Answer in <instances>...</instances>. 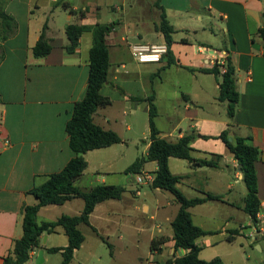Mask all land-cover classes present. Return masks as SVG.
<instances>
[{
    "label": "crops",
    "instance_id": "1",
    "mask_svg": "<svg viewBox=\"0 0 264 264\" xmlns=\"http://www.w3.org/2000/svg\"><path fill=\"white\" fill-rule=\"evenodd\" d=\"M155 1L140 19L134 18L138 20L133 23L126 17L117 21H102V6L96 0H50L45 7L38 0H7L3 5L1 11L14 19L16 28L6 40H2L0 25V54L3 55L0 61V264L12 252L15 241L23 236L25 207L39 203L30 191L44 184L51 174L60 172L75 156L69 145L66 125L75 103L86 93L93 36L91 31H85L78 48L69 53L66 50L68 39L65 29L70 24L87 27L97 23L113 25L106 38L110 60L108 80L100 90L101 95L109 98L111 103L94 114L97 125L120 136L114 127L118 120L123 121L130 132L134 128L135 117L137 119L138 113H144L150 139L149 98L153 96L152 102L157 110L155 126L161 138L175 142L183 136H192L196 158L211 159L214 154L222 156L219 167H194L187 160L169 159L170 171L181 177L178 187L187 198H203L206 194L220 197L189 208L194 224L215 232L200 238L198 247H218L219 238L227 242L230 237L235 240L244 230L254 242V248L264 252L260 242L264 237V38L261 35V30H264V0H159L174 28L173 43L167 46L174 64L168 67V51L158 63H138L130 54V46L134 44L166 45L164 35L158 30L161 10L154 6ZM108 8L115 13L125 12L124 2L117 5L109 1ZM70 10L78 13L85 11V15L80 17L71 14ZM123 24L127 28L125 35L119 33ZM44 25L47 26L45 33L52 50L47 56L37 58L33 47ZM223 57L225 61L230 59L236 70L240 93L233 118L228 117L226 102L221 103L217 99L220 88L216 77L200 71L214 67ZM161 71L166 74L172 72L169 109H162L158 102L161 85L164 84ZM183 73L187 74L185 79L188 82L185 84L180 81ZM163 114L172 120L169 132L158 126ZM228 127L241 137L251 138V143L261 151L256 162L261 202L260 233L254 232L257 225L243 209L246 195L240 198L233 194L232 176L241 180L243 177L238 163L221 140L213 139ZM206 136L212 138L206 139ZM121 140V143L125 142ZM150 143H146L141 156L147 155ZM100 150L85 154L88 167L75 182L82 191H89L102 183L124 186L117 183L123 181L108 183L99 179L91 181L94 183L91 187L80 186L85 179H90L87 173L90 169L88 155L92 152L102 154ZM148 164L157 166L154 161L148 162L142 172L153 174L157 167L148 170ZM126 175L128 181L135 182L137 174ZM150 187L155 194L164 191ZM122 201L123 197L99 203L90 214L89 225H79L83 235L85 227L102 240V226L113 224L114 211L121 207ZM84 204L82 198H74L61 205L43 206L37 214L38 222H54L62 215H79ZM172 205L171 199L165 203L157 199L151 219L155 220L160 211L169 212ZM174 205H177L175 215L171 217L168 214L165 218L170 225L180 208L179 204ZM143 208L150 211L146 204ZM217 210L221 220L215 217ZM153 228L158 229L160 236H153L151 241L164 237L167 242L151 251L147 264H165L174 254L182 257L187 253L183 249L174 250L173 232L165 233L161 223ZM62 233L65 234L60 226L52 233H44L39 248L31 253L26 264H36L40 250L44 251L42 264H50L52 254L61 256L60 264L62 251L49 253L48 249L68 245V237L64 238ZM85 242L86 237L81 247L75 250L70 264ZM211 256L209 259L216 255Z\"/></svg>",
    "mask_w": 264,
    "mask_h": 264
},
{
    "label": "trees",
    "instance_id": "2",
    "mask_svg": "<svg viewBox=\"0 0 264 264\" xmlns=\"http://www.w3.org/2000/svg\"><path fill=\"white\" fill-rule=\"evenodd\" d=\"M156 8L161 10V20L158 30L164 35L168 47L173 43L172 34L174 28L167 20L165 9L160 6L159 0L154 3ZM71 14H78L80 17L85 15V11L75 12L70 10ZM0 25L2 26V40H6L16 28V23L11 16L6 15L0 10ZM44 25L40 38L33 47L35 57H45L50 54L52 46L45 31ZM113 29V25L97 23L93 26H81L70 24L66 27L65 33L68 39L66 50L73 53L80 44V38L85 31H91L93 36L92 47L89 52V77L85 96L76 102L73 108L72 116L66 125V132L69 136V145L75 156L60 171L51 174L48 180L34 187L30 193L39 200L35 206H26L24 210L23 236L14 243L12 252L4 258L3 264H26L31 257V253L40 246V238L44 233H52L57 227H62L68 237V245L64 248H50L49 253L62 251L63 260L60 264H70L75 250L79 249L85 240L83 233L78 228L80 224L89 225L90 214L95 207L104 201L119 200L126 192V187L116 185L98 184L89 191H82L76 186L78 180L88 167L85 154L89 151L103 149L112 145L121 143L120 136L112 130H106L94 122L93 116L96 111L111 103L109 98L101 95L100 90L108 80V71L110 67L109 46L107 36ZM264 38V30H261ZM3 55L0 54V61ZM174 64L171 53L168 50V62L166 67ZM225 72H221L219 64H215L210 69L200 71L212 74L216 77L220 94L218 101L226 102L227 114L233 118L237 105L240 100V93L236 83V70L228 59L224 64ZM160 71L156 73L159 75ZM153 96L149 98V126H150V147L146 156L138 157L127 169L125 174L135 175L142 173L143 168L148 162H156L157 170L153 173L155 179L151 186L154 189L166 190L174 195V199L179 203L180 208L171 222L173 230L174 250L183 249L187 253L182 257L174 254L165 264H224L220 257L211 260H203L199 254L201 248L197 241L215 232L203 230L194 224L189 208L202 204L209 200H218L220 197L206 194L205 197L187 198L178 187L181 180L180 176L173 175L169 167L170 157L189 161L194 167H219L222 159L221 155H213L211 159L196 158L192 148V136H183L179 140L172 142L160 137V132L155 126V116L157 114ZM2 102L0 97V103ZM210 139L212 137H204ZM213 139L221 140L227 147L234 159L240 166L242 181L245 183L247 194L244 199V211L249 214L254 222L258 223L257 215L261 211V202L258 197V176L256 171V162L260 158L261 151L251 143V138H245L232 132L228 127L217 137ZM74 198L84 200V208L81 214L75 216L62 215L54 222H38L37 214L41 207L47 205H61ZM233 242L234 238H228ZM167 242L164 237L153 239L151 241V251L159 249V245ZM264 264V263H263Z\"/></svg>",
    "mask_w": 264,
    "mask_h": 264
},
{
    "label": "rangeland",
    "instance_id": "3",
    "mask_svg": "<svg viewBox=\"0 0 264 264\" xmlns=\"http://www.w3.org/2000/svg\"><path fill=\"white\" fill-rule=\"evenodd\" d=\"M7 0H0V10ZM41 4L47 5L50 0H38ZM102 6L103 20L106 22L108 19L117 21L120 17H126L128 21L136 22L142 17V14L146 13L150 9L154 0H96ZM112 1L114 4L119 5L124 2V11L121 13H115L108 8V2ZM78 2V1H77ZM46 3V4H45ZM80 5V4H79ZM124 13V16H123ZM41 16V15H38ZM134 18H138L134 20ZM130 30V29H129ZM127 28L125 24L119 27V33L125 35ZM0 32V39H1ZM163 77V83L160 89V107L162 109H169L171 107L168 101L169 97H172V72L169 74L161 71ZM180 78L181 83L185 84L188 80L185 79L186 73ZM167 114H163L159 120V125L166 132L170 131L172 126V120L168 119ZM144 113H138L137 119L135 117L133 123L134 128L132 131H127L123 121L118 120L117 125H114L119 131L120 137L125 141L113 146L112 148L102 149L99 152H92L88 155L90 161V169L87 171L90 174V179H85L81 187H91L94 185L91 181L99 179L109 182L121 183L126 187V192L123 195V201L120 204L111 221L113 224L109 227L102 226L100 230L103 239L95 237L88 229L84 228V235L86 242L84 247L80 250L77 257L71 264H147V259L151 253V239L153 236H160L158 229L153 226L161 223L163 229L166 232L172 233V226L170 222L166 221V215L173 217L175 210L179 204L174 195L169 191H162L155 194L153 189L148 185H140L136 182L128 181V177L125 174V170L129 167L137 157L141 156L145 152L146 143H150L149 139V127L145 126ZM120 119V118H119ZM172 139V138H170ZM157 167L156 165L148 164L147 169L151 170ZM112 172L113 174H108ZM100 176V177H99ZM108 176V177H107ZM107 179V180H106ZM233 181V194L244 198L247 193L245 183L241 179H237L232 176ZM103 184V183H102ZM119 184V185H121ZM98 185V184H97ZM139 192V195H137ZM157 199L161 202H167L168 199L172 200V206L169 208V212L164 213L160 211L155 220L151 217L154 215ZM149 206L150 211L144 210L143 205ZM220 212L215 211V217L217 220H221L219 217ZM41 221V218L39 219ZM247 232L244 230L236 237L234 242H227L219 238L218 247H203L200 251V256L203 260H211L215 257H222L224 264H257L264 261V252H260L259 249L254 248V242L248 238ZM64 238L66 234L62 233ZM218 237V236H217ZM61 238L59 237L58 240ZM261 241L264 247V237H261ZM221 240V241H220ZM211 255H216L213 258ZM201 258V259H202ZM207 258V259H205ZM61 256L58 254L51 255L50 264H59Z\"/></svg>",
    "mask_w": 264,
    "mask_h": 264
},
{
    "label": "built area",
    "instance_id": "4",
    "mask_svg": "<svg viewBox=\"0 0 264 264\" xmlns=\"http://www.w3.org/2000/svg\"><path fill=\"white\" fill-rule=\"evenodd\" d=\"M131 56L138 63H158L162 61V58L167 54V45L165 44H134L130 46ZM221 72H225V58L223 57L219 63ZM155 179V175L149 172H142L135 175V182L140 185H150L153 183ZM139 194V192H137ZM258 223L260 219V214L257 215ZM256 223V229H254L255 233H260L259 225ZM264 232V231H263Z\"/></svg>",
    "mask_w": 264,
    "mask_h": 264
},
{
    "label": "water",
    "instance_id": "5",
    "mask_svg": "<svg viewBox=\"0 0 264 264\" xmlns=\"http://www.w3.org/2000/svg\"><path fill=\"white\" fill-rule=\"evenodd\" d=\"M238 169H240V166L238 165ZM43 254H44V251L43 250H40L39 253H38V257H37V260H36V264H42L44 259H43Z\"/></svg>",
    "mask_w": 264,
    "mask_h": 264
}]
</instances>
